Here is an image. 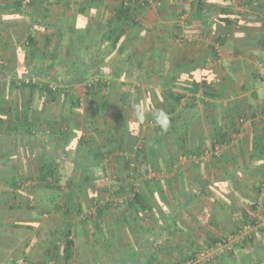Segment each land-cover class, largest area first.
<instances>
[{
  "label": "crops",
  "instance_id": "0c3cea01",
  "mask_svg": "<svg viewBox=\"0 0 264 264\" xmlns=\"http://www.w3.org/2000/svg\"><path fill=\"white\" fill-rule=\"evenodd\" d=\"M85 1L32 0L30 7L24 10L20 7L19 0H0V60L3 61L0 66V166H4L3 170L9 176L8 181L13 178H32L25 194L13 191L3 181L0 184V227L5 232L0 235V258L2 254L10 256L13 251L19 250L20 253H25L31 263L44 259V252L38 245L52 234L49 220H43L41 225L36 223L30 232H25L23 225L30 222L21 217L26 203L34 204L38 191H43L38 186V174L35 171V149L40 147L42 140L46 141L48 148L59 144L61 141L56 131L71 137L68 145L70 153L80 136L96 137L100 130L109 126L113 140L112 153L104 160L106 170L104 173L101 170L95 171L102 181H97V190H93L95 193L99 192L100 199L105 197L107 202L113 200L119 204L117 210L108 209L110 212L105 211L98 216L99 225L95 236L87 235L85 225L78 218L68 220L59 214L48 213V218L52 219L57 228L52 227L53 233L62 230L66 222L71 227L70 239L74 242V261H70L71 264H82V248L88 251L87 264H135L148 258L144 257L142 249L152 241H156V245L161 244V249L166 245L181 246L184 242L182 235L188 231L186 225L191 226V232L185 238L199 242L210 236L218 238L233 232V225L243 223V213L238 218H234L235 215L232 214L230 223L224 219L222 223H215L214 220H205V216L197 217L198 212L193 213L190 207L185 210L192 217L184 219L182 207L175 198L183 191L193 193L197 186H218V190H222L224 202L231 205L234 211H248L250 222L255 217V208L251 207L262 193L261 191L257 195L258 185L248 183L260 169L258 161L261 155L256 147L264 146V77L259 75L257 67L264 58V0H209L203 3L202 10L199 11L195 9V0H179L175 7L171 3L174 8L162 17L156 11L162 0H148L146 7L138 11L139 27H128L125 32L127 37L123 38V42L131 46L142 36L141 47L132 64L135 72L127 80L124 77L118 80H125L128 84H133L135 90H140L134 95L127 94L125 86L119 84L113 98L114 108L103 110L100 115L96 110L99 106L95 103L91 108L83 104L71 108L70 101L65 97L51 103L41 92L35 91L29 95L28 91L9 85L13 77L26 71V64L37 61L40 57L38 51L40 53L45 49L48 51L47 58H55L61 43L56 36V26L62 25L60 22L66 17L75 15L77 29L82 28V15L75 14L74 11ZM100 6L101 18L110 19L114 4L101 0ZM178 6L185 9L183 14L189 19L187 27L178 28L176 24V27H172L168 23L176 15L173 14L174 11L179 13ZM220 17L227 18L230 25L220 22ZM181 33L190 35L188 41L178 40ZM28 37L33 38L36 43L35 59L26 58L22 48L27 45ZM76 44L82 46V37L78 36ZM99 45L97 43V47ZM89 46L94 53L97 47L93 44ZM129 48L127 47L126 52ZM99 58L101 63H105L104 69L109 72V76H103V73L94 76L113 79L112 69L122 63L124 56L109 49ZM60 59L67 62L69 58L63 55L55 58L54 63L59 65ZM64 70L69 71L68 65ZM62 77L57 79L60 81ZM83 87L84 85L75 86L76 95L80 91L81 97L83 96ZM168 88L184 96V101H193L196 105L197 116L189 120V116L184 114L177 121L176 127L178 131L185 126L189 128L185 146L190 151L197 153L200 151L199 147L205 146L211 149L207 157L200 154L202 158L196 165H191L188 160L183 161L184 165H179L182 158L188 159L180 154L182 148L174 147L179 145V133L172 135L173 144L169 140L170 135L161 139L154 138L153 128L156 125L150 118H153L156 110L164 109L162 94ZM213 95L218 99L214 100ZM30 97L32 102L28 104ZM122 98L123 103L120 101ZM136 104L146 107L142 123L135 122L133 118V106ZM116 114H120L122 118L119 116V120L113 123L112 117ZM24 116L28 117L27 121ZM215 117L222 118L223 130L227 133L222 146L217 144L214 136L213 129L217 121L214 120ZM186 120L190 124L185 123ZM124 122L132 136L128 145L119 138ZM32 125L35 131L32 130ZM137 135L138 138L134 137ZM64 143L63 140V147L67 142ZM140 145L146 147L147 151L141 158H136V150ZM219 147H222L219 154L222 153L221 156H216L218 153L213 151L220 149ZM164 148H171L173 153L176 151L177 160L175 158L173 161V156L164 159ZM30 149H33V154L29 152ZM125 162H128V169L123 168ZM146 168L151 172L148 173ZM152 173L155 174V180L150 177ZM70 175L72 169L66 171L65 179ZM74 180L76 181V176ZM133 188L148 203L149 209L140 217L135 216L133 206L126 202L127 195ZM72 190L71 193H76L77 196L73 199L74 204L77 202L82 207L84 203L88 208L90 196H81L80 190L75 186ZM118 191L123 194H110ZM89 194L91 192L88 191ZM260 201V227L252 233V237L255 242L264 243V228L261 227L264 221L260 222L262 214L264 216V198ZM200 206L198 202L194 205ZM225 206L223 204L222 208ZM170 208L181 213L172 217L177 224L174 236H170V230L160 228V225L166 226L164 213ZM185 210L182 209L183 214ZM107 213L113 214V217ZM24 239H31V248L25 251L20 247ZM148 254L154 255L158 261L168 257L166 253ZM260 256L264 264V253L261 252ZM0 264L8 263L1 261ZM251 264H256V260Z\"/></svg>",
  "mask_w": 264,
  "mask_h": 264
},
{
  "label": "trees",
  "instance_id": "16d2710c",
  "mask_svg": "<svg viewBox=\"0 0 264 264\" xmlns=\"http://www.w3.org/2000/svg\"><path fill=\"white\" fill-rule=\"evenodd\" d=\"M100 1L101 0H86L85 3L80 4L79 8L74 11L75 14L82 15V28L77 29L75 23L76 19L74 17L75 15L66 17V19L60 22L62 25L56 26V36H58L59 42L61 43L55 58H61L64 55L69 58L67 62L63 59H60L59 65H57L54 63L55 58L49 59V57H46L48 51H45V49L40 53L38 51L40 57H38L37 61L33 62L32 64H26V71L24 73H20L17 77H13L12 81L9 82V85L17 87L21 91H28L29 95H32L35 91L41 92L44 98L49 100L51 103L65 97L70 101L71 108L74 106H80V104H83L84 106L87 105L91 108L92 104L95 103L99 106L96 107L98 108L96 109L98 111V115H100L103 110L106 111L108 109H113L115 106L113 98L114 94L118 91V85H129V82H125V80L132 77L135 72V66L132 64L135 62L134 57L138 52V48L141 47L140 45L143 40L142 36H140L139 40L135 41L133 45L128 46L123 42V38L127 37L125 32L128 27H139L138 13L141 9L146 7L148 0H108L110 4H114L113 15L110 17V19H102L101 15H99L100 10L102 9V6H100ZM175 1L177 2V0ZM205 1L209 0H195V9L198 11L202 10L203 3ZM160 4L161 5H158L156 8V11L157 15L161 17L166 14V12H169L170 9L174 8L171 5H167L166 0H162V3ZM178 7L179 13L177 12L176 15H173L174 18L185 13L183 6ZM218 20L223 24L230 25V22L225 17H220ZM188 21L189 19H186L184 25L185 27H187ZM78 36L82 37V46H78L76 44ZM83 41H85V44ZM97 43L100 44L98 47ZM90 44H93L97 47L94 53L90 51ZM127 47L131 48H129L128 52H126ZM22 48L23 51L25 50L26 58H36L37 48L33 38L28 37L27 45H23ZM109 49H112L117 54L124 56L122 63L118 66H114L112 69V77L116 79L111 78L108 80L97 78L93 81L89 80L92 76L102 73L103 76H109V72L105 70V63H101L102 60L99 58L103 52ZM68 62H70V64ZM67 65L69 67V71L64 70V67ZM59 76H63L60 81L57 79ZM122 77H124L125 80L118 81ZM20 79H29V82L16 85ZM77 85H84V93L82 97L80 91L79 95H76L75 86ZM6 86H8V84ZM139 90V88H136L135 91L130 89H126L125 91L128 92L127 94L134 95L137 94L136 92ZM162 96L164 98L163 101L165 104L163 111L168 113L170 117V126L167 132H162L159 127L155 126L153 128L155 133L154 138L161 139V137L165 135H170L169 140L173 144L172 135L179 133L181 138H178L179 145H173L176 147L175 149H178L179 147L182 148L180 154L184 157H199L200 154L190 151V149L185 146V142L189 138V128L185 126L179 131L176 128L177 121L181 119L184 114L189 116V120L196 115V105L193 103V101H184V96L181 94H176V92L169 88L163 92ZM213 97L214 100L218 99L217 96L213 95ZM82 98L83 101L81 100ZM123 100L124 98H122L120 101L123 103ZM139 100L140 99H136V101ZM31 102L32 98L30 97L28 104ZM70 110L69 111L71 113L72 109ZM119 116L121 117L120 114L113 116L112 122L116 123L119 120ZM27 118L28 117H25L24 119L27 121ZM189 120H186L185 123L189 122L190 124ZM214 120L216 121V124L214 125L215 128L213 129L215 140L218 145L222 146L225 144L227 133L223 130L222 118L215 117ZM150 121H154V119L150 118ZM126 126L127 125L125 123L123 129L121 130V137L119 138L121 139L122 143L128 145L132 136L130 135ZM32 130L35 131V127H33V125ZM55 133L60 138L61 142L59 144H54L51 148H48L46 146V141L42 140L39 144L40 147L35 149L37 152L33 154V149L29 150V152L32 153L35 158H37V166L35 171L38 174V186H40L39 188L43 189V191H38L37 197L33 200L34 204L31 202L26 203L21 217V219H27L30 222L23 225L25 232H30L32 228L35 227L36 223L41 225L43 220H49L48 223L51 225V228L49 227L50 233L52 234L49 235V238L41 241L38 245L39 248L44 252L42 255L44 259L40 258V262L37 261V263H31L28 258L25 257V253H20L19 250H15L10 256L2 254L0 263L1 261H5L8 264H15V262L20 259V257H23V260H25V262L27 261L28 264H50L52 262L54 264L59 262H62L63 264H71L69 262L74 261V242L72 239H70L71 227L69 223L66 222L62 230H56L53 233V228H56V226L53 224L52 219H50V217L48 218V213L53 212L54 214H59L68 220L78 218L79 221L85 225L87 235L94 237L96 228L99 225L98 216L100 214H104L105 211L110 212L108 209L114 211L118 209L119 203H114V201L111 200V202L101 201L102 199L99 198V192L97 191V193H95L93 190L96 189V182L102 181L100 175L99 178L98 175L95 174V171L101 170V172L104 173L106 170V164L104 160L112 153L111 142L113 140L110 134V126L100 130L96 137L80 136L77 139L76 146L71 153L69 151L70 148L68 147L69 143L71 142V137L59 131H56ZM262 134H264V131H262ZM134 137L138 138L139 136L137 135ZM63 140L65 143L67 142V144L64 143V147L62 146ZM146 149V147L140 145V148H137L136 150L135 157L141 158L142 155L146 154ZM256 149H258L259 154L261 155L258 161L260 162L259 166L264 169V146H257ZM170 150L171 148H164L162 150L165 156L164 159L167 160V157L173 156V161L175 158V160H177L176 151L173 153ZM200 160L201 159L198 158L196 161H190L189 163L191 165H196L200 162ZM128 166V162L123 164L124 169H128ZM3 169L4 166H0V184L3 181L9 185L13 191L15 190L18 193L22 192L25 194V189H27L29 186L23 188L21 186L22 182H31L32 178H18L17 180L13 178V180L11 179V181H8L9 176ZM70 169H72V175H70L71 177L65 179V173ZM146 171L148 173L151 172L147 168ZM74 175L76 176V181L74 180ZM74 186L80 190L82 195L79 194V196H90L88 198L90 202L88 208L83 205L84 203H82V207L77 202L76 205L74 204L73 199L77 197L76 193H71L73 192L72 188ZM262 186V184H259L256 188L257 195L261 193ZM218 188V186H214L213 184L204 188L197 186L194 187L193 193H189L187 191L180 193V195L175 198V201L177 200L178 204H180L183 210L190 207L193 213L194 211L198 212L197 215L199 214L202 216L205 214V220L207 221L214 220L215 223H222L224 219L227 223L228 221L230 223V216L232 217L234 210L232 209L231 205H229L227 202H224L222 199V190H218ZM91 190H93V192ZM88 191L91 192V194L88 195ZM121 192L122 191H118L110 194L117 196L118 194H123ZM131 192H133L132 197L129 196ZM202 195H207L208 197H212V199L208 201L206 205L194 207V205H196L197 199ZM126 202L129 204V206H133L136 217H140L141 214L149 209L147 205L148 203H146L142 195L138 193L135 188L130 189ZM223 204L226 205L224 209L222 208ZM218 205L220 206L218 207ZM251 208H256V203ZM90 209L92 210L88 211ZM170 209L171 210L166 209L164 213V221L166 222V226L160 225V228L165 229L166 231L170 230V236H174V232L176 231L175 227L177 224L176 221L172 219V217H174V214L179 215L180 212H177L174 210V208ZM204 210L206 211L203 213ZM87 212L90 213L88 218L84 217V214ZM247 212H242V224L251 223V221L249 222V212ZM226 213H228V215H226ZM108 215H111V218L113 217V214L111 213ZM81 217L82 219H80ZM89 220L91 221L92 226L91 231L88 228ZM241 225H233V232L223 234L218 238L210 236L205 240L202 239V241L199 242L187 240L183 245L178 247L166 245L163 247V249H161V244L156 245V241H152L151 243L143 246L142 249L144 257L148 256V258H145L142 261L139 260L135 264H166L167 258L170 259L171 256L176 258V264H184L190 260L195 255V253H200L201 251L214 246L217 242L226 239L229 235L236 234ZM18 226L21 227L22 225ZM3 234H5V232L2 231L0 227V235ZM252 236L253 235L250 234L248 237L240 240L239 243H234L230 250H226L222 255L215 257L214 261L208 262L206 264H228V262H232V264H251L254 260H256V264H262L260 253H264V243L255 242ZM30 240L31 239H24L22 242L20 247L24 248V251L28 248H31ZM251 246H253L252 249ZM81 253H84L82 254V264H87L86 258L88 256V251L82 248ZM148 253L161 255L166 253L165 255L168 257L158 261L155 257H153L154 255L149 256Z\"/></svg>",
  "mask_w": 264,
  "mask_h": 264
},
{
  "label": "built area",
  "instance_id": "2783aa9c",
  "mask_svg": "<svg viewBox=\"0 0 264 264\" xmlns=\"http://www.w3.org/2000/svg\"><path fill=\"white\" fill-rule=\"evenodd\" d=\"M32 3V0H19V5L22 9H28L30 7V4ZM186 15L185 14H180L175 21V24L178 28H183L186 22ZM190 38V35H188L187 33L182 34V36L179 37V41L183 42V41H188V39ZM3 64V61L0 60V66ZM258 67V73L261 77H264V58L258 63L257 65ZM97 78L93 77L91 80H96ZM29 79H23V80H19L16 85H20L21 83H28ZM135 87H133L132 90H134ZM186 161L185 158H182L181 161ZM188 161H196V157L192 156L189 157L187 159ZM151 178H155V174L152 173ZM23 188L30 186V182H22L21 185ZM134 192V191H133ZM133 192L130 193V197L133 196ZM264 198V186H262V193L259 196V199L256 202V208L253 210L254 213V218L251 220V223L248 224H242L239 227V230L237 231L236 234H231L229 235L226 239L217 242L214 246H211L210 248L201 251L200 253H195V255L188 260L187 262H185L184 264H206L208 262H212L215 260V257L222 255L226 250H230L233 246L234 243H239L240 240L244 239L245 237L249 236V233L254 231L255 229H258L260 227L259 224V216H258V211H259V207H260V199L263 200ZM115 203V202H114ZM90 215V213H89ZM84 217L88 218L87 215H84ZM82 219V217L80 218ZM91 223L89 224L88 221V228L91 231ZM264 228V225H263ZM15 264H27L25 262V260H23V258L18 259ZM51 264V263H50Z\"/></svg>",
  "mask_w": 264,
  "mask_h": 264
},
{
  "label": "rangeland",
  "instance_id": "374dc122",
  "mask_svg": "<svg viewBox=\"0 0 264 264\" xmlns=\"http://www.w3.org/2000/svg\"><path fill=\"white\" fill-rule=\"evenodd\" d=\"M152 1V0H151ZM171 1V2H170ZM178 1L179 0H177V2L175 1V0H167V3H168V5H170L171 3H172V5H174V7L177 5V4H179L178 3ZM186 2H188V0H185ZM185 1H183V2H185ZM173 13H177L176 11H174ZM173 15V14H172ZM191 15V14H190ZM175 21H176V18H172V19H170L169 20V25H172V27H176L175 26ZM185 34V33H184ZM180 36H182V33L180 34ZM100 78V77H99ZM132 85L133 84H129V85H127V86H125V90L126 89H130V90H132L133 89V87H132ZM133 91H135V89L133 90ZM202 144V143H201ZM220 149H217V150H215L214 149V151L213 152H215V153H218L216 156H221V153L219 154V151L221 150V148L222 147H219ZM199 149H200V151H198L197 153L198 154H202V156L203 157H207V156H209L210 155V150L211 149H209V147H207V146H205V148H203V147H199ZM217 151V152H216ZM213 156H215V154L213 155ZM198 158H202L201 157V155H199V157H196V159H198ZM186 159V158H185ZM186 161H187V159H186ZM188 162V161H187ZM179 165H184V162H183V160L182 161H180L179 162ZM260 167V169H258V174H256V175H253V177H252V180H251V182L250 183H248L249 185L252 183V185L254 186V185H259V184H262L263 186H264V169L261 167V166H259ZM256 178H255V177ZM155 180V179H154ZM255 181V182H254ZM212 199V197H208L207 195H202V196H200L198 199H197V202L198 203H200V205L201 206H203V205H206L207 203H208V201H210ZM101 201H106V198L104 197ZM113 201V200H112ZM204 201H205V203H204ZM92 209H90V210H88V211H91ZM206 210H204L203 211V213L205 212ZM240 213L242 214V212H239L238 210L237 211H234V218H238L239 216H240ZM84 215H87L88 217H89V213L87 212V213H85ZM183 215V216H182ZM182 217L184 218V219H186V220H189V217H190V214H189V212L187 211V210H185V213L183 214V212H182ZM205 215V214H204ZM204 215H202V217L204 216ZM192 217V216H191ZM191 217H190V219H191ZM197 217H199V214L197 215ZM201 217V216H200ZM262 218V219H261ZM260 222L263 220L264 221V216H263V214H262V217H260ZM90 221V220H89ZM91 223V221L89 222V224ZM260 224V223H259ZM185 225V224H184ZM263 225L264 224H262L261 225V227H263ZM186 227H188V231H186L183 235H182V239H184V242L187 240L185 237V235L186 234H190V232H191V226H187L186 225ZM184 230H186L185 229V227L183 226L182 227ZM239 230V229H238ZM256 230V229H255ZM254 230V231H255ZM254 231H252V232H250L249 233V235L251 234L252 235V233L254 232ZM248 237V236H247ZM184 242H183V244H184ZM182 244V245H183ZM188 246H189V244H188ZM175 261H176V258L174 257L173 258V256H171L170 257V259H168L167 258V262H166V264H176L175 263Z\"/></svg>",
  "mask_w": 264,
  "mask_h": 264
},
{
  "label": "clouds",
  "instance_id": "9594fccd",
  "mask_svg": "<svg viewBox=\"0 0 264 264\" xmlns=\"http://www.w3.org/2000/svg\"><path fill=\"white\" fill-rule=\"evenodd\" d=\"M146 107L143 104H136L133 106V118L135 122L142 123L145 119ZM154 123L160 128L162 132H167L170 126V117L168 113L163 110H156L153 112Z\"/></svg>",
  "mask_w": 264,
  "mask_h": 264
}]
</instances>
